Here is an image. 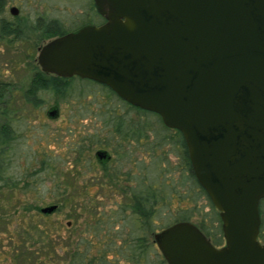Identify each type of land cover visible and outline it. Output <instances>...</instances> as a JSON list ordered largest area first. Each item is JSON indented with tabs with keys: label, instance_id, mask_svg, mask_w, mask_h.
Listing matches in <instances>:
<instances>
[{
	"label": "water",
	"instance_id": "1",
	"mask_svg": "<svg viewBox=\"0 0 264 264\" xmlns=\"http://www.w3.org/2000/svg\"><path fill=\"white\" fill-rule=\"evenodd\" d=\"M91 1L103 20L45 41L36 64L104 84L181 134L223 242L215 246L194 223L179 220L153 234L163 260L264 264V0ZM56 114V106L48 108V117ZM107 155L94 152L99 161ZM55 209L52 203L39 211Z\"/></svg>",
	"mask_w": 264,
	"mask_h": 264
},
{
	"label": "trees",
	"instance_id": "2",
	"mask_svg": "<svg viewBox=\"0 0 264 264\" xmlns=\"http://www.w3.org/2000/svg\"><path fill=\"white\" fill-rule=\"evenodd\" d=\"M3 5L4 0H0V12ZM89 10L93 21L88 20V23L98 24L103 20L91 3ZM19 20L16 16L12 21L0 17V37L27 40L35 48L45 39L68 31L58 19L43 15L37 16L29 25ZM32 70L23 98L33 106L40 104L39 92H46L55 106L60 102L77 101L85 94L93 96L92 101L98 104L93 114L100 119L99 128L80 138L74 146L76 158L82 157L84 172L99 170L100 180L107 181L128 201H114V207L110 209L101 204V209L88 216L78 232L66 227L68 233L64 238L59 233L60 223L50 228L45 222V227L34 229L35 226L24 223L26 219L21 214L24 226L21 224L11 234L6 231L8 247H0V264H166L155 246L153 234L179 220L194 223L213 245L222 244L218 212L191 171L179 131L163 125L156 113L123 101L104 84L77 76H55L41 71L36 64L32 65ZM6 89L7 85L0 82V96ZM98 96L103 99L102 103ZM13 132L9 120L0 124V187L7 189L16 187L15 181L6 173L9 163L6 154L14 138ZM165 145L168 148L164 151ZM96 149L108 150L111 159L99 161L85 154ZM134 152L143 153L148 159L146 163L137 161ZM169 152L176 158L174 165L167 159ZM48 172L58 175L56 167L50 163ZM173 172L178 176L174 177ZM74 187L73 183H67L62 192L69 194V190L76 191ZM84 191L88 194V188ZM67 196L56 201L55 211L66 205ZM12 205L15 204L8 208ZM27 206L33 207L32 204ZM36 209L39 208L36 206ZM0 211H3L1 204ZM38 214L48 219V214L40 211ZM259 215L258 239L264 243V199L259 201Z\"/></svg>",
	"mask_w": 264,
	"mask_h": 264
},
{
	"label": "rangeland",
	"instance_id": "3",
	"mask_svg": "<svg viewBox=\"0 0 264 264\" xmlns=\"http://www.w3.org/2000/svg\"><path fill=\"white\" fill-rule=\"evenodd\" d=\"M90 3L92 4L91 0H4L0 17L12 21L16 16L20 19L19 22L29 25L37 16L43 15L58 19L63 28L69 31L93 21ZM12 6L16 8L15 15L9 12ZM39 46L32 48L30 41H13L10 36L0 37V82L7 85L6 91L0 96V111L4 110L0 114V124L9 120L14 130V138L6 154L9 160L6 173L16 183L14 189L0 187V204L3 207V211H0L1 249L8 247L6 231L11 234L15 228H20L21 214L26 219L24 223L35 226L34 229L45 227V222L49 223L50 228L60 223L59 233L64 238L68 233L66 227L78 232L83 221L101 209V204L110 209L114 207V201H128L119 190L114 189L107 181L100 180L99 170L84 172L82 157L76 158L74 146L81 141L80 138L99 128L100 119L93 114L98 104L92 101L93 96L85 94L77 101L57 103V114L54 117L46 115L48 108L55 106L54 100L46 92L37 94L41 99L39 105L33 106L24 100V91L33 71L32 65L36 64ZM98 98L102 103L103 99L100 96ZM163 148L165 151L168 146ZM94 151H87L85 154L93 156ZM133 156L144 163L148 160L143 153L137 152ZM167 159L173 165L176 164L172 153L167 154ZM48 163L56 167L58 175L49 174ZM173 175L178 176L177 172H173ZM24 183H27L28 188ZM67 183H73L76 191L69 190V194L62 192ZM100 183L103 186H99ZM87 188L88 194L84 191ZM66 195L69 200L64 207L48 214V219L40 217L36 206L40 208L55 204L56 201L66 199ZM11 204L15 205L10 209L8 206ZM28 204L33 207H28ZM57 252L63 255V251L58 248Z\"/></svg>",
	"mask_w": 264,
	"mask_h": 264
},
{
	"label": "flooded vegetation",
	"instance_id": "4",
	"mask_svg": "<svg viewBox=\"0 0 264 264\" xmlns=\"http://www.w3.org/2000/svg\"><path fill=\"white\" fill-rule=\"evenodd\" d=\"M83 24H84V23H83ZM79 26H80V25H79ZM77 27H78V26H77ZM77 27H75V28H77ZM75 28H73V29H75ZM46 115H47V111H46ZM96 150H97V149H96ZM96 150H95V151H96ZM103 150H105V149H103ZM95 151H94V152H95ZM105 151H106L107 154H108V155H107V156H108L107 161H108V160L111 159L112 154H111L108 150H105ZM93 156H94V153H93ZM94 157H95V156H94ZM95 158H96V157H95ZM97 160H98V159H97ZM259 241H260V240H259Z\"/></svg>",
	"mask_w": 264,
	"mask_h": 264
}]
</instances>
